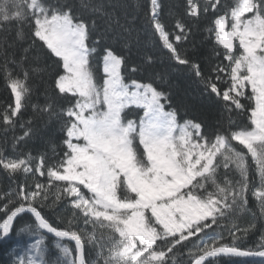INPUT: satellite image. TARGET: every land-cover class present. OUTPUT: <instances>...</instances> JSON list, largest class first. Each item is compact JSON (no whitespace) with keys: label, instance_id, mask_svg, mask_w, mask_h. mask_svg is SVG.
I'll list each match as a JSON object with an SVG mask.
<instances>
[{"label":"snow or ice","instance_id":"1","mask_svg":"<svg viewBox=\"0 0 264 264\" xmlns=\"http://www.w3.org/2000/svg\"><path fill=\"white\" fill-rule=\"evenodd\" d=\"M120 7L0 0V75L11 95L0 103L9 180L0 243L12 264H179L183 249L186 264H264V0H183L166 15L161 0L136 4L142 28L194 78L195 97L148 73L158 57L131 61L130 41H119L136 29ZM197 102L221 106L214 125ZM33 137L51 156L22 147ZM258 223V242L245 247Z\"/></svg>","mask_w":264,"mask_h":264},{"label":"trees","instance_id":"2","mask_svg":"<svg viewBox=\"0 0 264 264\" xmlns=\"http://www.w3.org/2000/svg\"><path fill=\"white\" fill-rule=\"evenodd\" d=\"M73 2L78 3L79 0H73ZM105 2H111L115 4L121 5V7L118 9L122 21L127 14V18L130 22H133L135 25L136 31H134L131 36H128L127 34H124L122 38L119 41V45L122 46L125 40L130 41L131 43V61L135 63H139L142 56L144 54H149L153 55L154 57H158L156 60L155 64L148 70V73L151 74H156L159 73L161 75L166 74L167 78L172 82L179 84L181 88L187 89L189 93L193 97L197 95L198 92V86L194 82V78L190 79L189 74L182 70V69H177L174 66V63L168 59L167 52L165 49L162 48V45L158 41L156 37H154L149 31H146L142 28V19L139 17L141 16V13L137 10L136 4L141 3V4H147V0H105ZM161 3L163 4V12L166 13L168 12L169 8H172L173 6L180 5V11H182V5H183V0H161ZM137 17L135 21L132 20L133 17ZM189 23H192L189 21ZM201 24L204 23V21L200 22ZM195 30V29H194ZM25 31H28L27 28ZM0 36H3L2 33H0ZM15 38V34H9L8 35V40L11 42ZM194 40L199 43L201 40V34L197 33L196 36L194 37ZM24 46H27L24 44ZM209 47H202L200 51L204 54L207 55L209 51ZM11 52L12 49H9ZM17 56H19V46L16 49ZM34 55H39L41 57V64H43L45 61L48 62L49 65H51V61L48 60V58L45 56L44 52L42 50L37 49V51L34 53ZM50 71H54V66L50 68ZM102 74V73H99ZM49 83L51 82L50 80L48 81ZM11 100V95L10 91L5 87L4 80L2 75H0V103L7 102ZM39 101L42 103L43 102V96H40ZM198 107L203 108L205 111L208 112L207 116V121L209 126H212L215 124L217 118H218V109L221 106L213 107V108H208L206 102H197ZM32 115L31 109H27L24 112L23 119H27L29 116ZM199 113H193L189 112L187 116H185L184 112L180 113V116L183 118H191L193 116H198ZM238 120L244 121L245 118L243 116L241 117H235ZM207 130V129H206ZM16 134H20V130L17 129ZM4 133L0 131V143H3V138H4ZM13 133L9 132L7 134L8 136V144H7V152L6 154L11 153V137ZM42 136H47L48 135V130L43 129L41 132ZM59 141V136L56 137V142L58 144ZM22 147L25 150H31L34 154L39 153V152H47L49 156H51V145L47 144L45 140L41 139L40 137H33L32 139L28 140L26 144L22 145ZM57 151H59V147H57ZM43 180V178H40ZM9 187V180L4 177L3 173H0V190H6ZM249 207L255 209V203L250 199L249 202ZM62 216H68L70 215V209L67 208L66 206L64 207L63 211L60 213ZM53 222H55L54 217L52 218ZM251 219L250 215L248 213L241 214L239 217V222L241 224H244L248 222ZM31 217L26 216L24 221L17 220L16 226L19 227L20 225L24 224L25 222H30ZM259 235H260V225L258 223V230L255 233L250 234L246 239L242 241L243 245L245 247H252L254 246L258 240H259ZM51 241V238H50ZM187 243V242H185ZM10 249L6 250V247L0 243V264H12L13 257L9 255ZM49 258L54 260L56 258V251L52 249L49 254ZM89 259H96L94 252L89 256ZM188 257H187V249H183L181 254L177 256V261L179 264H186ZM219 264H230V261L228 260L227 257L222 258L219 261Z\"/></svg>","mask_w":264,"mask_h":264}]
</instances>
